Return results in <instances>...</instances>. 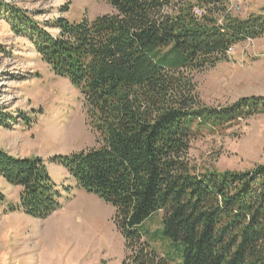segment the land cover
I'll return each instance as SVG.
<instances>
[{
    "label": "trees",
    "instance_id": "trees-1",
    "mask_svg": "<svg viewBox=\"0 0 264 264\" xmlns=\"http://www.w3.org/2000/svg\"><path fill=\"white\" fill-rule=\"evenodd\" d=\"M103 1L114 14L78 23L61 17L41 25L3 9L15 34L80 92L98 137L97 146L47 163L114 208L121 264H170L143 240V224L156 214L162 235L182 245L180 264H264V164L199 172L188 160L191 141L204 130L264 115V96L205 106L192 79L228 61L238 44L264 36V10L240 18L227 0ZM0 177L21 189L10 211L45 220L61 207L40 158L0 151Z\"/></svg>",
    "mask_w": 264,
    "mask_h": 264
},
{
    "label": "rangeland",
    "instance_id": "rangeland-1",
    "mask_svg": "<svg viewBox=\"0 0 264 264\" xmlns=\"http://www.w3.org/2000/svg\"><path fill=\"white\" fill-rule=\"evenodd\" d=\"M228 11L245 18L264 10V0H227ZM19 10L41 25L57 18L78 23L82 17L111 15L103 0H0V151L15 158H40L63 198L47 219H35L17 206L21 189L0 177V264H121L124 241L113 224L114 208L78 189L65 169L49 164L98 145L86 120L80 92L52 72L24 37L10 26ZM53 34L55 30L47 29ZM199 100L208 107L264 96V36L245 41L228 53V61L192 74ZM188 160L197 171L241 172L264 164V115L238 121L215 132L204 130L191 141ZM162 214L143 224L148 249L170 264H180L182 245L163 235Z\"/></svg>",
    "mask_w": 264,
    "mask_h": 264
},
{
    "label": "built area",
    "instance_id": "built-area-1",
    "mask_svg": "<svg viewBox=\"0 0 264 264\" xmlns=\"http://www.w3.org/2000/svg\"><path fill=\"white\" fill-rule=\"evenodd\" d=\"M194 14H195V15H200V11H199L198 9H195V10H194Z\"/></svg>",
    "mask_w": 264,
    "mask_h": 264
}]
</instances>
